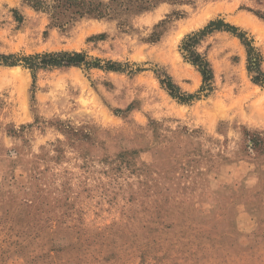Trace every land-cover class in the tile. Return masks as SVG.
Returning <instances> with one entry per match:
<instances>
[{
  "label": "rangeland",
  "instance_id": "1",
  "mask_svg": "<svg viewBox=\"0 0 264 264\" xmlns=\"http://www.w3.org/2000/svg\"><path fill=\"white\" fill-rule=\"evenodd\" d=\"M74 2L0 0V264H264V0Z\"/></svg>",
  "mask_w": 264,
  "mask_h": 264
},
{
  "label": "trees",
  "instance_id": "2",
  "mask_svg": "<svg viewBox=\"0 0 264 264\" xmlns=\"http://www.w3.org/2000/svg\"><path fill=\"white\" fill-rule=\"evenodd\" d=\"M62 2L69 3L70 5H73L75 2L74 0H57V5H60ZM114 2V1H112ZM36 5H40L39 1H36ZM124 6H128L127 3H123ZM103 8H107L110 10L111 6L107 5H101ZM99 6L97 5L96 7H88L86 8L90 12L96 11L98 15H102L104 11L101 9H98ZM143 7L141 5L138 6V9H142ZM214 30H224L227 32L232 33L234 36L239 38L241 43L247 48V54L249 56V70H251V65L252 67L256 66L257 63L260 61V56L256 55L255 59H252L251 53L254 52V48L251 47V41H247L245 38V33H237V29L224 24L222 21H212L210 22L203 32L200 33V35H204L206 33H211ZM200 35H194L189 37L186 41L183 42L182 46L180 49L182 50L183 57L186 59L188 62H190L193 66L197 68L199 73L202 76V81H203V86L201 87L199 92L203 91H210V84L209 82L212 80V72L211 69L205 59L201 57L199 54H197L194 51V45L197 43L198 36ZM13 56H2L0 55V60L4 61V63H7L8 60L12 59ZM25 62V66H27L29 69H35L38 67H60V66H71V65H76L80 64L81 62L84 61V55L80 53H52V54H45V55H36L32 57H26L23 59ZM116 64L109 65L108 68L115 69ZM258 74L252 78L254 83H259L262 82L263 80L261 78H264L263 73H259L258 69L256 68ZM167 81L164 83L165 84V89L172 95L174 98H178L180 101H186L192 98H196L195 95H187V96H180L174 93L172 89L177 90L174 85L170 83L169 79H166Z\"/></svg>",
  "mask_w": 264,
  "mask_h": 264
},
{
  "label": "bare ground",
  "instance_id": "3",
  "mask_svg": "<svg viewBox=\"0 0 264 264\" xmlns=\"http://www.w3.org/2000/svg\"><path fill=\"white\" fill-rule=\"evenodd\" d=\"M245 23L246 22H243V24H245ZM246 26H250V27H252L254 29V27L252 26V23L251 22L247 23Z\"/></svg>",
  "mask_w": 264,
  "mask_h": 264
}]
</instances>
